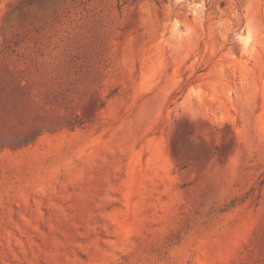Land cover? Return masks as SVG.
<instances>
[{
  "label": "rangeland",
  "instance_id": "374dc122",
  "mask_svg": "<svg viewBox=\"0 0 264 264\" xmlns=\"http://www.w3.org/2000/svg\"><path fill=\"white\" fill-rule=\"evenodd\" d=\"M0 264H264V0H0Z\"/></svg>",
  "mask_w": 264,
  "mask_h": 264
}]
</instances>
